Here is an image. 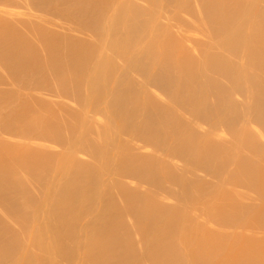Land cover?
Here are the masks:
<instances>
[{"label": "bare ground", "instance_id": "6f19581e", "mask_svg": "<svg viewBox=\"0 0 264 264\" xmlns=\"http://www.w3.org/2000/svg\"><path fill=\"white\" fill-rule=\"evenodd\" d=\"M0 264H264V0H0Z\"/></svg>", "mask_w": 264, "mask_h": 264}]
</instances>
